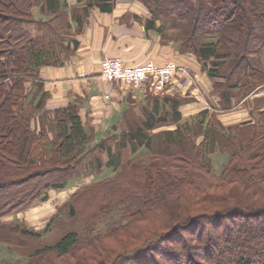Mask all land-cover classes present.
Returning <instances> with one entry per match:
<instances>
[{"label": "trees", "instance_id": "obj_1", "mask_svg": "<svg viewBox=\"0 0 264 264\" xmlns=\"http://www.w3.org/2000/svg\"><path fill=\"white\" fill-rule=\"evenodd\" d=\"M113 1L0 0V245L21 252L18 264L48 255L74 264H264V107L254 100L239 124L217 116L264 87V0H140L150 13L145 27L197 59L219 107L182 117L177 95H150L141 119L126 110L125 129L91 144L76 103L46 115L39 71L63 65L89 9L110 12ZM36 116L47 119L39 129ZM215 153L226 157L217 172ZM103 168L111 177L72 194L43 231L2 220ZM64 213L77 228L53 242L28 250L11 241L45 237Z\"/></svg>", "mask_w": 264, "mask_h": 264}, {"label": "crops", "instance_id": "obj_2", "mask_svg": "<svg viewBox=\"0 0 264 264\" xmlns=\"http://www.w3.org/2000/svg\"><path fill=\"white\" fill-rule=\"evenodd\" d=\"M66 2L76 6V0ZM149 17V11L140 0H114L110 12H102L96 7L89 9L81 32L75 36L78 45L64 64L45 66L39 71L42 89L47 95L44 103L46 115L50 118L55 110L76 103L85 129L93 136L91 144H96L109 136L108 129H125L121 120L124 111L129 110L141 119V108H151V104L146 102L150 95L180 97L183 106L180 104L178 110L182 117L218 108L220 98L213 93L212 82L201 64L193 55L180 53L176 44L163 42L154 30L147 29L145 21ZM159 24V21H155L156 27ZM104 57H119L129 66L148 61L157 66L174 62L187 75L177 73L161 93L147 87L132 89L124 84L113 85L99 75L100 61ZM105 94L109 95V100L104 99ZM256 98L264 100V93L255 91L238 101L231 99V109L221 114L223 124L236 123L245 115L249 118L252 107L245 113L246 107L241 105L250 106ZM235 113L242 118L231 119L230 115ZM115 115L117 120L113 125ZM33 119L31 126L35 129H39L41 124H45L42 121L47 120L45 117L40 121V116ZM174 128L175 124H170L150 133ZM102 160L106 161L105 155H102Z\"/></svg>", "mask_w": 264, "mask_h": 264}, {"label": "rangeland", "instance_id": "obj_3", "mask_svg": "<svg viewBox=\"0 0 264 264\" xmlns=\"http://www.w3.org/2000/svg\"><path fill=\"white\" fill-rule=\"evenodd\" d=\"M264 93V87H261L260 89L257 90V93ZM180 98V97H179ZM254 101L251 102V105L246 106L245 105H241L242 107H246L245 108V113H248L249 111V107H253V103ZM183 104V101L181 102V105ZM255 106L259 107V108H263L264 107V100L261 101L260 98H256V102H255ZM183 106V105H182ZM184 108V107H183ZM223 114V113H222ZM218 119L221 120L223 122L222 119H224V117H222L223 115L218 114ZM232 117V118H231ZM250 117L248 118V115L243 116V119H240V121L236 122V123H230V124H225V125H233V124H239L241 122H245V121H249ZM229 118V117H228ZM231 119H236V118H242L241 116H239V114H232L230 115ZM42 118L40 117V121ZM43 120H45V117L43 118ZM113 125L115 124L117 117L116 115L113 117ZM34 122V119L32 120ZM33 125V124H32ZM117 128V127H116ZM155 133H151V134H156ZM12 150V149H11ZM15 152V150H12ZM104 159V156H103ZM212 159V164L214 166V170L217 172L220 169L221 164L225 161L226 157L219 155V154H213L211 156ZM112 172L110 169L108 168H103L99 173H95V174H90V173H86L85 175H83L81 178L74 180L68 188L60 190V191H54L52 189L47 190L46 192H44L39 199L35 200L33 202V204H31L29 207L18 211L15 215H9V216H5L2 218V220L4 221H12V220H18L20 222H22L26 227H28L29 229H33L36 231H43L48 223L51 221V219L53 218V216H55L58 213V210L60 208L63 207V205H65L69 198L72 196V194H74L75 192L77 193L78 191H80L82 188L89 186L92 183H97L103 179H106L108 177H111ZM136 188V187H133ZM107 189V188H106ZM105 189V190H106ZM109 189V188H108ZM104 190V189H102ZM137 191V190H134ZM139 192V191H138ZM87 198L86 196H84L83 198L78 199V204L80 205L81 203L83 204V202L86 201ZM78 205V206H79ZM109 218H111L110 216H105L100 218V220L98 221V224L95 227V230L93 231V233H98V232H103L107 226V223L109 222ZM232 219V218H230ZM150 221H152L151 219H149ZM77 220L75 218H69L67 215L60 216L57 217V219L55 220V222L52 224L51 229L48 232V235H46L43 238H25L24 240H22V237L19 239H17L15 236H11V241H13L14 239V243L15 244H21L23 243L24 249H34L36 247H40L43 244H48L53 242L57 237H59L62 233H64L67 230H72V229H76L77 228ZM232 221L230 220H223L222 223L223 224H231ZM138 223V222H137ZM140 223V222H139ZM156 222L152 223V222H143L142 226L145 224H149L152 226L149 228V230L154 229V226ZM158 224V223H157ZM202 225V230L203 232H205L206 230H208V228H212V225H207V224H199V226H197V228L201 227ZM157 226V225H156ZM146 233H147V229H145ZM201 230V231H202ZM222 232L217 231V234H220ZM12 235V234H11ZM184 237H187L185 234H183ZM182 235V237H183ZM214 236V235H213ZM13 237V238H12ZM1 238V237H0ZM214 238H216V234L214 236ZM3 239V238H1ZM21 252H17L12 253V249L6 247L5 245H0V261H11L12 263H16L18 264L19 260H21ZM39 262L38 264H74V258L71 256H63V257H57L55 259L52 260V256L48 255V256H44L42 258H38ZM158 262L161 263V259L158 258L157 260Z\"/></svg>", "mask_w": 264, "mask_h": 264}, {"label": "built area", "instance_id": "obj_4", "mask_svg": "<svg viewBox=\"0 0 264 264\" xmlns=\"http://www.w3.org/2000/svg\"><path fill=\"white\" fill-rule=\"evenodd\" d=\"M179 72L187 75L186 71L174 62L157 66L148 61L129 66L119 57H104L100 61L99 75L109 84H124L132 89L147 87L156 93H161ZM104 99L109 100V95L105 94Z\"/></svg>", "mask_w": 264, "mask_h": 264}, {"label": "water", "instance_id": "obj_5", "mask_svg": "<svg viewBox=\"0 0 264 264\" xmlns=\"http://www.w3.org/2000/svg\"><path fill=\"white\" fill-rule=\"evenodd\" d=\"M113 128H115V126H113Z\"/></svg>", "mask_w": 264, "mask_h": 264}]
</instances>
